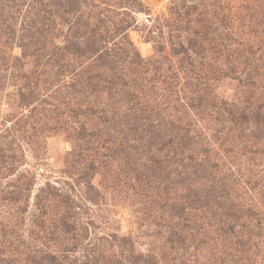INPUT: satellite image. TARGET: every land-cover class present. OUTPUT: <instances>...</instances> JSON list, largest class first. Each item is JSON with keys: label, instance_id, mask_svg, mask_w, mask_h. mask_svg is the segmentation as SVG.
Masks as SVG:
<instances>
[{"label": "trees", "instance_id": "1", "mask_svg": "<svg viewBox=\"0 0 264 264\" xmlns=\"http://www.w3.org/2000/svg\"><path fill=\"white\" fill-rule=\"evenodd\" d=\"M110 2L0 0L29 20L4 42L20 53H0V83L16 79L22 106L68 115L82 163L74 183L85 187L77 200L45 184L29 218L31 180L0 192L21 214L0 220V264H264V21L246 0H218V21H169L165 45L153 40L143 57L127 33L136 21H105L129 15ZM10 151L0 150L7 172ZM100 170L99 186L162 221L159 248L139 252L130 236L95 235L83 221L84 203L104 195L91 181Z\"/></svg>", "mask_w": 264, "mask_h": 264}, {"label": "rangeland", "instance_id": "2", "mask_svg": "<svg viewBox=\"0 0 264 264\" xmlns=\"http://www.w3.org/2000/svg\"><path fill=\"white\" fill-rule=\"evenodd\" d=\"M111 1L110 4L114 5L111 7L112 10L120 14L127 10L129 15L109 14L105 21L120 19L136 21L135 26L127 33L129 40L143 57H149L154 53L153 47L156 45L154 41L165 45L168 34L166 26L169 21H187L198 15L203 21L219 20L216 16L220 13L218 0H136L142 5L141 11H135L128 5H119L118 0ZM229 1L219 0L218 3L228 7ZM246 1L257 14V18L264 21V0ZM189 7L192 9H188L187 14L186 8ZM221 13H226V9ZM23 15L22 13L18 15V12L9 5L0 6L1 55H5L4 53L7 55L8 52L19 55L20 50L12 43L18 42L24 36L20 30L21 24L24 25L25 21L29 20ZM10 16L14 17L13 21H17L11 31L5 30L3 26V21H11L7 19ZM172 32L175 33L174 30ZM9 37L13 42L7 46L4 42L12 41ZM5 73L7 75L8 71ZM15 81L16 79L6 77L3 83H0V150L9 147L10 152H14L17 157V161L10 165L11 172L5 170L10 161L4 160L0 164V167H3L0 170V192L15 190L21 175L26 176V179L21 177L20 184L31 180L34 185L25 214V218H29L35 210L34 196L45 184L50 183L56 188L66 190L76 199L83 194L85 187L81 182L74 183L75 173L82 167V163H74V154L79 143L71 136L73 132L70 129L68 115L50 112L52 107L47 104L29 107L20 105L15 96L16 90L13 86ZM230 88L225 87V90L230 93ZM61 111L65 112L63 107ZM102 171H98L91 181L98 190L104 192V195L102 198L97 197L95 203L87 201L84 203L86 208L82 210L83 221L93 223L90 229L95 235L116 233L130 236L139 252L147 253L159 248L165 237L162 221L154 214L147 217L146 206L140 199L121 192L111 193L105 185L99 186L101 181L99 173ZM18 209V204L0 200V220L9 224L18 223L21 217ZM74 256L78 257L77 253Z\"/></svg>", "mask_w": 264, "mask_h": 264}]
</instances>
